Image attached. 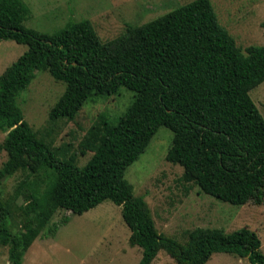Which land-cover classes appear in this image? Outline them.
Returning <instances> with one entry per match:
<instances>
[{
	"label": "trees",
	"instance_id": "trees-1",
	"mask_svg": "<svg viewBox=\"0 0 264 264\" xmlns=\"http://www.w3.org/2000/svg\"><path fill=\"white\" fill-rule=\"evenodd\" d=\"M7 40L27 50L0 75V148L7 156L0 183L19 171L54 173L21 232L9 231L10 210L0 198V245L8 246L11 264H21L56 211L82 215L104 201L121 207L129 244L141 249L138 264H152L160 251L176 264H206L220 253L264 264L259 237L245 227L229 233L196 228L185 243L159 233L147 203L125 179L127 168L166 127L173 136L165 159L182 168L184 182L235 207L261 205L264 119L249 93L264 82V46L239 49L209 0L127 25L104 43L89 20L39 33L14 23L0 2V41ZM36 71L65 84L51 120L74 117L93 95L110 96L121 88L134 95L115 120L100 116L86 140L92 155L82 168L57 157L24 120L17 99Z\"/></svg>",
	"mask_w": 264,
	"mask_h": 264
},
{
	"label": "rangeland",
	"instance_id": "rangeland-1",
	"mask_svg": "<svg viewBox=\"0 0 264 264\" xmlns=\"http://www.w3.org/2000/svg\"><path fill=\"white\" fill-rule=\"evenodd\" d=\"M194 0H0L14 23L50 34L69 22L89 20L101 42L120 36L127 25L141 26ZM216 19L235 45L264 46V0H209ZM25 45L0 41V75L25 51ZM65 84L46 71L35 77L17 99L24 120L61 160L73 159L82 168L92 153L86 145L89 133L101 115L111 121L125 112L134 95L121 88L114 95H93L72 118L51 120V110L62 95ZM264 119V82L249 93ZM172 133L160 127L145 152L129 166L126 181L135 196L147 203L156 230L180 243L196 228H218L229 233L247 228L257 234L264 254V202L235 207L202 193L198 186L182 179L183 170L166 161ZM5 134L0 132V145ZM0 148V168L6 161ZM53 174L19 171L0 183V198L10 214L8 229L21 232L33 217L37 201L44 195ZM67 222L63 224V221ZM57 227V229L55 228ZM49 229L38 237L21 258V264H138L141 249L130 246V231L122 221L121 207L104 201L82 215L56 211ZM0 264H11L8 246L0 245ZM152 264H176L160 251ZM206 264H250L229 254H215Z\"/></svg>",
	"mask_w": 264,
	"mask_h": 264
}]
</instances>
